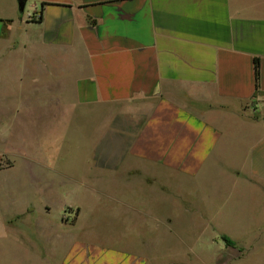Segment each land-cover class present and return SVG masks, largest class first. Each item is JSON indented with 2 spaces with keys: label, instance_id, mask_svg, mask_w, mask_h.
<instances>
[{
  "label": "crops",
  "instance_id": "1",
  "mask_svg": "<svg viewBox=\"0 0 264 264\" xmlns=\"http://www.w3.org/2000/svg\"><path fill=\"white\" fill-rule=\"evenodd\" d=\"M10 2L0 14V264H147L134 248L79 236L82 209L61 201L56 181L67 131L70 153L85 148L91 163L85 189L116 201L129 214L121 224L137 223L142 189L167 201L204 181L214 196L238 195L230 207L209 193L183 201L234 243L209 238L239 253L219 264H264V0ZM228 225L246 233L217 229Z\"/></svg>",
  "mask_w": 264,
  "mask_h": 264
},
{
  "label": "rangeland",
  "instance_id": "2",
  "mask_svg": "<svg viewBox=\"0 0 264 264\" xmlns=\"http://www.w3.org/2000/svg\"><path fill=\"white\" fill-rule=\"evenodd\" d=\"M10 3V0H0V14H3L4 11H11ZM27 5L24 8V14H26ZM21 82V77L14 79L15 92L22 90ZM87 129H79L77 132L79 139L85 140L86 136H89L90 131H87ZM61 134L62 152L57 158V167L61 169L62 174L60 178L58 175L56 176V181L60 180L61 201L82 209V217L79 224L81 226L78 228L79 236L86 237V232L90 230L89 235L94 239L100 240V237L104 236L105 242L109 245L116 244L124 249L134 248L136 251H140L147 264H204L193 253L202 250H207L208 254L216 252L217 255L216 260H207L206 264H219L226 260L225 257L227 255L236 256L239 254L236 251L231 254L229 249L225 251L218 250L219 248H217L216 244H208V240L212 236L218 235L217 238L222 239L223 235L216 233L217 230L214 228L203 227V221L199 217V213L191 210L189 206L183 205V201L192 198V196L200 201L209 193L213 207L214 205L219 206L218 204L225 199H227V206L229 205L230 207L232 202L237 201L238 195L235 194L232 199L229 188L223 189V193L220 195L218 193V198H216L217 196H214L211 187L204 185V181L199 183L195 180L188 183V191L186 193L182 194V189L179 188L177 189L178 194L174 191L173 197H168L167 201L164 200L165 198L157 197L154 194L151 195L142 189L140 199L142 209L140 212H136V215L134 213L131 214V220L134 219L133 222L137 221V223H132L130 226L123 225L121 221L126 219L125 217L129 216V214L121 213L119 215L116 210L111 209V206L116 205V201L105 194H100L97 191L90 192L89 189H85V180H83L82 176L87 168L88 170L90 169L91 163L90 165L86 163L88 156L85 153V148L79 153L77 159L70 153V137L75 132L67 131ZM72 138L74 137L72 136ZM82 147L86 146L83 145ZM74 174H77V179L74 178ZM49 175L54 178L50 173ZM105 191L107 193L108 190L105 189ZM256 193L257 191L255 190L250 193L252 196L250 201L253 204H257L260 200L256 196L258 193ZM253 196L256 197L253 198ZM229 214L230 212L225 214L227 219ZM70 215L71 217L75 216V213L67 212V216ZM107 222L114 223V227H107V224H103ZM117 222L120 225H117ZM217 229L231 236L241 233L245 234L247 230L246 228L232 227L230 225ZM133 239H136V243H134ZM230 262L231 260L228 261V264Z\"/></svg>",
  "mask_w": 264,
  "mask_h": 264
},
{
  "label": "trees",
  "instance_id": "3",
  "mask_svg": "<svg viewBox=\"0 0 264 264\" xmlns=\"http://www.w3.org/2000/svg\"><path fill=\"white\" fill-rule=\"evenodd\" d=\"M222 239L226 242V244L234 245V243L229 238H227L226 236H222Z\"/></svg>",
  "mask_w": 264,
  "mask_h": 264
},
{
  "label": "water",
  "instance_id": "4",
  "mask_svg": "<svg viewBox=\"0 0 264 264\" xmlns=\"http://www.w3.org/2000/svg\"><path fill=\"white\" fill-rule=\"evenodd\" d=\"M17 2L19 3V6L22 7L24 0H17Z\"/></svg>",
  "mask_w": 264,
  "mask_h": 264
}]
</instances>
